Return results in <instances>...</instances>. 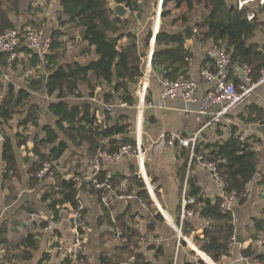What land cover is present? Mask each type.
Segmentation results:
<instances>
[{
	"label": "trees",
	"instance_id": "1",
	"mask_svg": "<svg viewBox=\"0 0 264 264\" xmlns=\"http://www.w3.org/2000/svg\"><path fill=\"white\" fill-rule=\"evenodd\" d=\"M144 1L114 0L116 4L126 7L129 15L137 21L141 18ZM22 2L23 0H0V35L5 30L18 27L11 17H20ZM30 10L34 18L42 13V10L36 7L31 6ZM173 12H176L175 23L178 22L181 31L168 33L159 30L156 34L148 31L142 41L145 50L149 49L151 42L154 41L151 66L161 78L171 81L180 77L188 78V61L193 57L186 47V42L194 37L230 53L232 63L247 64L251 69L253 82L262 76L264 40L257 41V35L264 32V22L259 20V11H252L249 7L238 10L236 5L228 3L227 0H163L161 20H166ZM250 15L252 16L249 18ZM57 22L66 34L73 32L72 30L80 32L79 38L86 44L82 56L94 54L97 58L86 64L77 61L63 62L65 42L62 38L65 35L58 30L51 34L50 53L41 59L24 44V35L28 31L26 28L33 24L28 22L26 26L19 28L21 43L16 49L17 58L13 61L10 70L20 71V75L33 70V74L26 77L20 88H16L12 82L3 84L0 81V92L3 94L0 100L1 188L8 190V204L17 200L18 191L14 180L19 182L21 174L15 150L21 147L26 149L29 136L25 132L29 128L39 127L41 107L35 102L33 93L44 90L46 97L55 100L48 106V111L54 119V126L44 125L41 128V136L34 139L32 148L27 151L33 159L29 162L27 171V188L35 189L41 182L36 175L42 166L53 164L52 175L45 179L50 181L43 187L40 197V202L45 204L50 213V221L58 224L65 212L76 209L79 196L85 194L97 196L101 208V224L107 228L100 238L105 242L113 241L115 238L118 241L115 247L116 255L109 256L102 253L99 258L100 264H149L138 245L140 231L127 223L128 211L115 214L112 206L106 208L101 204L102 191L95 190L90 184L84 183L80 187L78 185L79 179L88 171L98 151L114 155L122 146H135L131 136L128 135V126L120 121L124 117L120 116L116 120L106 116L102 126L96 125L94 105L71 101L83 97L81 88L85 86L90 97H94L95 89L101 87L99 96L104 103L121 100L131 107L135 104V88L142 77L137 32L134 33L132 30L131 19H120L109 9L107 0H59ZM43 25H38L41 26V31ZM92 48L93 52L90 50ZM20 53L29 56L27 62L18 60ZM6 57V55L0 56L2 60L0 80L3 71L7 68ZM19 65L22 66L20 70H18ZM211 68L214 69V66L212 65ZM234 81L236 82V79ZM245 114L246 116H242L241 120L246 125L263 122L264 115L256 107L246 109ZM14 121L17 132L10 137L3 133V130L11 129ZM228 133L229 136L219 142H199L196 151L216 164L227 192H234L238 197L243 195L239 199L241 205L244 203L249 183L258 179L259 184L264 186V171L260 173L258 171L263 142L254 134L244 138L243 133L234 125L228 128ZM78 150H82V155L78 154ZM67 154H70L68 159L62 163ZM78 155L81 159L83 157V161ZM186 156L187 150L181 149V157L185 158L178 171L181 178L185 174ZM134 173L133 171L129 176L110 174V182L117 187L122 180H125L127 192L134 184L142 189L138 195L150 207L152 200L145 191L143 183ZM105 174V171L102 172L98 178L104 177ZM63 176L68 178L65 179ZM187 196L193 200L189 209L206 222L201 239L195 238L199 251L214 264H222L229 255L235 239L232 210L220 208L222 200L220 197L215 198L214 201L201 197L199 189L191 183L187 187ZM25 210L29 214L37 212L32 204H28ZM154 219L161 221L162 218L157 215ZM47 224L48 221L41 222L39 227L45 229ZM188 227L185 221L181 231L186 237ZM152 229L153 226L147 223L146 231ZM254 229L264 233V221L254 220ZM7 232L6 225L2 223L0 246L4 255L0 264L29 262L40 247V235L30 233L13 245L7 239ZM159 252L160 249H157L155 256L159 255ZM242 255L245 258L264 262V253L255 255L251 246L244 249ZM47 259L45 254L42 261ZM80 259H82L81 264H87L85 256H80ZM62 264L73 263L70 259H64Z\"/></svg>",
	"mask_w": 264,
	"mask_h": 264
},
{
	"label": "crops",
	"instance_id": "2",
	"mask_svg": "<svg viewBox=\"0 0 264 264\" xmlns=\"http://www.w3.org/2000/svg\"><path fill=\"white\" fill-rule=\"evenodd\" d=\"M23 0L21 4V14L19 18L11 17V19L18 26L17 29L26 26L28 22H31L33 26L26 28V30H36L44 35L51 37L53 31H61L63 35L62 41L65 42V51L63 62L70 63L77 61L83 64L89 61L96 60L94 54L82 56L83 50L86 44L81 42L79 38V31L72 30L66 34V31L59 26L57 22V13L59 11V0ZM237 0H227L230 4L236 3ZM53 2V3H52ZM156 10L159 8V0H145L142 6L141 18L137 21L129 15V12L124 18L120 19H131L132 30L135 29L138 39V47L140 51V57L142 62V73L148 70L147 65L150 64V70L152 77L150 78L149 88L145 96V104L147 108L142 115V145L145 152V169L148 173V179L151 184L153 192L157 193L154 196L157 199L158 206L162 210L159 211L155 205L149 207L144 199L138 195L140 188L134 184L130 188V191L125 193L129 196H134L132 199L117 200L114 203V213L121 214L124 211H128L127 223L130 226H138L140 233L146 238L145 244H142L141 252L148 259L149 264H207L205 255L199 251L195 238L201 239L203 236V229L206 222L202 220L198 215H194L192 218L186 220L189 227L187 228L188 236L187 241H181L180 248L176 251L178 245V237L174 228L168 225V221H171L173 225L179 226V212H180V201L182 187L185 181L187 185L191 183L197 187L200 191L201 197L214 201L215 198L220 197L219 186L212 179L211 175L198 165L193 164L188 168L187 156H186V167L184 177L181 178L178 175V171L185 158L181 157V149L176 147H169L164 140H159L161 134L176 133L182 136H191L201 128H203L209 121V117L201 115L199 113L198 104H186L181 100H163L161 97V77L152 69L151 58L154 52V41L151 42L149 49L145 50L142 45L143 38L148 31H152L156 34L159 30H164L168 33H175L182 30L179 27L178 22L175 23L176 12H173L169 18L162 21L159 17H155L152 13V7L155 3ZM47 3L49 5L47 7ZM36 7L42 10L36 18L32 17L30 7ZM47 7V8H46ZM249 8L252 11H259V20L264 22V0H254L250 3ZM161 13V11H160ZM44 21V23H41ZM158 21V22H157ZM44 24V25H43ZM178 24V25H177ZM43 25V31L41 26ZM20 30V29H19ZM156 30V31H155ZM264 40V32L257 35V41ZM153 45V48L151 49ZM210 44L203 43L194 37L186 42V47L192 54V60L188 61L189 73L188 77L199 84L198 96L199 99L206 92V87L200 81V71L202 68L212 66V59L207 55V49ZM91 52L94 49H90ZM1 56V54H0ZM29 56L25 53L18 55L20 62H27ZM2 62V60H0ZM7 67V66H6ZM21 65L18 66V70L21 69ZM15 73V72H14ZM13 71L10 67H7L3 71V77L6 76L15 85V79H13ZM20 74L21 72L18 71ZM42 73V71H40ZM33 74V70L24 76ZM12 76V77H11ZM7 80V79H6ZM12 80V81H11ZM238 82V79H236ZM139 83L135 88V104L137 103L136 91L139 87ZM20 88L23 86H17ZM101 88V87H97ZM94 91V97H90V93L87 88L83 86L81 88L83 97L78 100H71L73 103H91L96 107V113L104 117L100 98L101 89ZM33 96L37 103L38 100L43 101L48 106L53 103L54 98H48L45 95L44 90L33 93ZM256 107L262 111L264 115V86H260L248 99V101L236 110L233 115V125L243 133V137H247L251 134L249 125L242 122L241 117L246 116L245 111L248 108ZM50 122L42 123L41 127L36 130L30 129L33 135H29V141L27 148L24 149L16 148L15 154L19 162V169L21 178L17 182L14 180V185L17 188L18 195L17 200L14 203H7L8 190L1 188V174H2V161L0 156V225L4 223L7 227V239L10 244H17L23 237L30 233L39 234L40 247L33 258L25 264H62L64 259L58 255L55 251V246L61 241H71L72 234L67 220L68 212L63 215L62 219L57 224L58 229L61 233L58 235H51L39 227V223L44 222H32L30 221L26 212L25 207L28 204H32L36 209L37 213L43 215L46 219L50 218L45 204L40 202V197L43 192V187L49 183L50 180L41 181L38 186L29 190L27 188V171L29 164L26 162V157L30 156L27 151L33 146L36 134L41 132V128L44 125H52L54 119L49 113ZM107 116V115H106ZM123 116V121L128 127H135L138 119V115L134 109L125 111H116L111 118L118 119ZM100 118V117H99ZM106 119V117H105ZM11 129L4 128L3 133H6L10 137L17 132L16 121L11 124ZM251 125V124H250ZM54 126V125H53ZM38 131V132H37ZM201 142L204 143H215L222 141L229 136L228 127L225 125L209 126L203 130ZM155 144H152V141ZM70 154H67L62 160V163L68 159ZM82 155V154H81ZM31 157V156H30ZM81 159V156H79ZM25 161V162H24ZM32 161V160H31ZM25 163H27L25 165ZM86 165V164H84ZM136 171L134 160L131 158L124 159L117 163H111L108 161L103 162V171L113 174L118 173L121 175L129 176ZM258 171H264V153L262 150V157L258 161ZM146 191V190H145ZM147 192V191H146ZM149 195V194H148ZM81 200L85 207V228H84V239H85V250L83 256L86 257L87 264H100V255L106 253L109 256L116 255L115 247L118 241L113 240L105 242L104 239L100 238V235L106 231V226L101 224V208L98 204L97 196L92 194H85L81 196ZM233 213V225L235 228V237L241 239V244L235 242L230 247L229 255L223 260L222 264H250L253 259L243 257L242 253L244 249L251 246L255 255L264 253V233L257 232L254 229V220L264 221V186L259 184V180H253L247 187L244 203L241 205L233 206L231 209ZM160 215L161 221H156L154 216ZM151 221H154L152 224ZM151 224L153 229L146 231V225ZM151 247H153L151 249ZM160 249L159 255H156V250ZM47 254L48 259L42 261L43 256ZM176 254V259H175ZM4 252L0 246V261ZM200 261H203L200 263Z\"/></svg>",
	"mask_w": 264,
	"mask_h": 264
},
{
	"label": "built area",
	"instance_id": "3",
	"mask_svg": "<svg viewBox=\"0 0 264 264\" xmlns=\"http://www.w3.org/2000/svg\"><path fill=\"white\" fill-rule=\"evenodd\" d=\"M253 1L254 0H237L235 5L238 10H242L245 7H249L250 3ZM162 2L163 0H159V5L162 4ZM139 3H141V1H139ZM160 11V9L157 10V18L160 15ZM251 16L252 15H250L249 18ZM20 43L21 31L17 28L5 30L0 35V54L7 56V67H11L13 61L17 58L16 49L20 46ZM24 44L28 50L41 59H44V57L50 53L52 40L51 37L43 33L28 30L24 35ZM207 55L212 59L214 69H212L211 66H207L200 71V81L206 87V92L202 98L199 99L198 96L199 84L192 81L189 77H180L173 81L161 78L160 86L163 100L177 99L186 104H198L199 113L210 118L208 123L191 136H182L176 133L161 134L159 140H164L169 147L186 149L188 168L195 164L206 170L219 186L220 199H222L220 208L222 210H231L233 206L239 204V199L243 197V195L238 197L234 192H227L225 182L216 169V164L208 161L202 153L199 154L196 150L202 139L201 134L206 127L225 125V127L229 128L233 125V113L248 101L257 88L264 86V72L257 81L253 82L251 80L250 67L247 64L239 65L232 63L230 53H226L224 50H220L216 46L210 44L207 49ZM147 68L148 70L142 73V77L139 80V87L136 91V104L131 107L121 100L115 101L114 103L102 102L101 107L104 112V117L96 113V125L101 126L104 124L106 115L111 117L118 110L125 111L134 109L138 115L136 126L133 128L128 127V135L131 136L135 146H122L119 152L114 155L98 151L88 171L79 179V187L86 183L92 185L95 190L102 191L100 202L106 208H110L111 206L114 207V203L117 200L132 199L134 196H129L125 193L127 189V182L125 180H122L117 187H114L110 182V173L106 172L104 177L98 178L101 173L104 172L103 162L108 161L117 163L124 159L131 158L134 160L136 166V171L134 173L135 177L143 183L144 189L149 194L152 203L162 212L154 196L145 169V152L142 145V115L147 108L145 96L149 88L150 78L152 77L150 64L147 65ZM4 79L6 80L7 77L4 76ZM234 79H238V82H235ZM99 90L100 88H97V91ZM240 139L242 140L243 137ZM0 141H2L1 136ZM155 143L156 142L153 140L152 144ZM52 166L53 164L43 165L37 173L36 178L39 181H43L46 177L51 176ZM63 178L66 179L68 177L63 176ZM187 187V181H185L181 193L179 226L177 227L173 225L171 221H168V225L172 226L177 233L178 245L176 251L179 250L181 241H187L186 236L181 231L183 223L195 215L193 210L189 209V205L193 204V200L187 196ZM79 199L77 208L69 210L67 214L66 221L71 229L72 240L61 241L55 246L56 253L63 257V259H70L73 264L82 263L80 256H83L85 250V207L81 200V196H79ZM28 217L32 222L48 221L47 227L45 228V231L48 233H51V230L57 227V224L50 221L51 218L46 219L43 215L30 213ZM133 228L138 230L137 225L133 226ZM114 240L117 241L116 238ZM145 242L146 238L141 234L138 238V245L141 246L145 244ZM204 257L207 264H214L208 257ZM250 264H264V262L253 259Z\"/></svg>",
	"mask_w": 264,
	"mask_h": 264
},
{
	"label": "rangeland",
	"instance_id": "4",
	"mask_svg": "<svg viewBox=\"0 0 264 264\" xmlns=\"http://www.w3.org/2000/svg\"><path fill=\"white\" fill-rule=\"evenodd\" d=\"M51 1V0H50ZM49 1V2H50ZM53 3V2H52ZM229 3V2H228ZM158 3L156 2L155 4H154V6L152 7V13H153V15L156 17V15H157V10L156 11H154V9H156L157 7H156V5H157ZM49 5H52V4H50V3H47V7L49 6ZM46 7V8H47ZM32 31H36V30H32ZM37 32V31H36ZM14 73V72H13ZM29 75H27V76H24V75H20L18 72H15L14 74H13V79H15V85H17V86H20V85H22V84H24V81L26 80V77H28ZM12 77V76H11ZM8 78H7V80H5L4 79V77L2 76L1 77V83H3V84H5V83H8ZM12 81V80H11ZM2 93L0 92V100H1V98H2ZM38 100V104H39V106L41 107V118H40V121H39V127H41L42 126V124H41V122L42 123H48V122H50V115H49V113L47 112V109H46V106H47V104L46 103H44L43 101H41V100H39V99H37ZM35 102H36V100H35ZM37 103V102H36ZM54 125V123H52V125L51 126H53ZM30 129H33V131L34 130H36L35 128H29L26 132H25V134L27 133V134H29L30 136L31 135H33V133L32 132H29V130ZM38 130V129H37ZM38 132V131H37ZM39 136H41V132H39L38 134H36V136L35 137H39ZM78 152V154L80 155V154H82V150H78L77 151ZM78 155V156H79ZM31 160H33L32 159V157H30V156H27L26 157V162L29 164V162L31 161ZM81 161H83V157H82V159H80ZM79 160V161H80ZM25 162V161H24ZM27 163H25V165L27 164Z\"/></svg>",
	"mask_w": 264,
	"mask_h": 264
},
{
	"label": "water",
	"instance_id": "5",
	"mask_svg": "<svg viewBox=\"0 0 264 264\" xmlns=\"http://www.w3.org/2000/svg\"><path fill=\"white\" fill-rule=\"evenodd\" d=\"M108 2V7L109 9L118 17V18H124L127 13L128 10L126 7H124L123 5H119L116 4L114 2V0H107ZM161 7V5L159 6V8ZM133 32L136 33V30L133 29ZM153 48V45L151 47V49ZM249 130L251 132V134L256 135L257 137H259L261 139V141L263 142V153H264V119L263 122L261 124H251L249 125ZM150 222V221H149ZM152 224H154V221H151ZM150 222V223H151ZM51 233L53 235H58L61 233V230L58 228H53L51 230ZM234 242L236 244H241V239H239V237H235Z\"/></svg>",
	"mask_w": 264,
	"mask_h": 264
}]
</instances>
